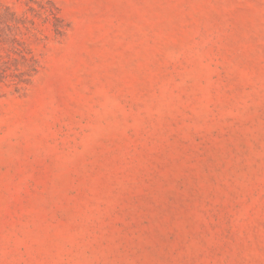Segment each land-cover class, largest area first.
<instances>
[{"label":"rangeland","instance_id":"1","mask_svg":"<svg viewBox=\"0 0 264 264\" xmlns=\"http://www.w3.org/2000/svg\"><path fill=\"white\" fill-rule=\"evenodd\" d=\"M0 12V264H264V0Z\"/></svg>","mask_w":264,"mask_h":264},{"label":"trees","instance_id":"2","mask_svg":"<svg viewBox=\"0 0 264 264\" xmlns=\"http://www.w3.org/2000/svg\"><path fill=\"white\" fill-rule=\"evenodd\" d=\"M7 30L10 31V33H7ZM12 26L8 23L6 20V16L3 12H0V47L2 43L6 41H11L12 43L17 42V38L15 34H12L11 31ZM14 54L19 55L22 59L27 60V57L23 55L22 51L20 50H12ZM10 70V67L8 66V61L4 59L2 55H0V77L5 78V76L8 75V71ZM15 76V75H14Z\"/></svg>","mask_w":264,"mask_h":264}]
</instances>
